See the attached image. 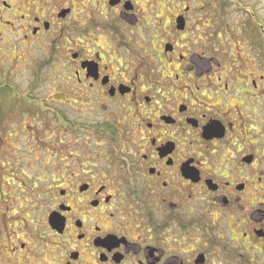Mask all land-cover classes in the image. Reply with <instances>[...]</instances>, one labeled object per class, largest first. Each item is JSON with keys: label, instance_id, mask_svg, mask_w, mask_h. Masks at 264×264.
<instances>
[{"label": "flooded vegetation", "instance_id": "obj_1", "mask_svg": "<svg viewBox=\"0 0 264 264\" xmlns=\"http://www.w3.org/2000/svg\"><path fill=\"white\" fill-rule=\"evenodd\" d=\"M0 60L2 262L264 264V0H0Z\"/></svg>", "mask_w": 264, "mask_h": 264}, {"label": "rangeland", "instance_id": "obj_2", "mask_svg": "<svg viewBox=\"0 0 264 264\" xmlns=\"http://www.w3.org/2000/svg\"><path fill=\"white\" fill-rule=\"evenodd\" d=\"M2 61L0 60V85H4V87L0 88V132H2L5 129V118L7 117V114H5V106H16L17 104H21L23 102L22 99H27L26 97L21 98L20 93L14 89V87L7 84L5 81V73L8 72L5 66H1ZM11 64V63H10ZM15 75L12 76V80L17 83L18 85H21L20 89L21 91H24L28 84V76H25L21 73V71L18 72V74L13 73ZM22 95V94H21ZM39 95H42V97L47 96L46 89H43L42 91H39ZM5 114V115H4ZM4 251V249H2ZM4 261V259H2ZM0 264H5L0 259Z\"/></svg>", "mask_w": 264, "mask_h": 264}, {"label": "trees", "instance_id": "obj_3", "mask_svg": "<svg viewBox=\"0 0 264 264\" xmlns=\"http://www.w3.org/2000/svg\"><path fill=\"white\" fill-rule=\"evenodd\" d=\"M3 87V85H0V88Z\"/></svg>", "mask_w": 264, "mask_h": 264}]
</instances>
